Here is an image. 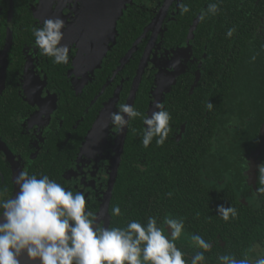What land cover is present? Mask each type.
<instances>
[{
    "label": "flooded vegetation",
    "instance_id": "af4514ba",
    "mask_svg": "<svg viewBox=\"0 0 264 264\" xmlns=\"http://www.w3.org/2000/svg\"><path fill=\"white\" fill-rule=\"evenodd\" d=\"M181 2L189 12H181ZM213 3L219 8L215 15L208 12ZM57 17L65 25L61 44L69 48L67 64H56L44 55L32 31ZM229 29H235L231 37ZM240 37L241 45L246 42L248 59L241 62L250 73L248 82L256 79L253 85L262 95L245 98L257 117L264 112V0H0L2 198L16 194L15 177L22 170L37 178L47 175L65 189L83 193L86 210L100 217L97 223L112 227L111 206L128 137L132 132L138 136L140 124L138 117L129 122L121 147L122 132L112 125L110 114L125 103L141 113L145 108L150 116L157 110L155 102L165 110L167 100L172 103L182 93L198 95L188 104L202 103L200 89L208 84L207 72L214 71L216 89L234 59L242 57ZM139 71L141 81L135 90ZM183 107L175 121L187 103ZM253 117L241 119L235 112L218 129L208 162L220 170L215 174L220 179L212 177L209 182L227 184L242 165L248 196L241 199L258 207L262 197L258 185L264 184L258 179V165L264 163V122L258 127L256 145L235 141L252 135ZM171 128L172 138L181 143L189 121L172 123ZM130 165L141 172L147 169L141 158ZM164 229L167 235L170 229L166 225Z\"/></svg>",
    "mask_w": 264,
    "mask_h": 264
},
{
    "label": "trees",
    "instance_id": "16d2710c",
    "mask_svg": "<svg viewBox=\"0 0 264 264\" xmlns=\"http://www.w3.org/2000/svg\"><path fill=\"white\" fill-rule=\"evenodd\" d=\"M198 11L199 8L196 9L197 13ZM241 33L245 34L244 31ZM242 40L243 37H240L237 42L243 50V55L235 56L233 68L217 80L218 88L215 89L214 85V71L207 72L208 84L200 89L203 90L202 94L204 93L202 103L196 101L195 105L188 104V101L197 99L198 95L188 96L186 93H182L181 97L177 95L172 103L167 100L165 110L171 116L170 132L162 146H158L155 139L147 148L143 146L141 141L144 128L140 117L138 136L132 132L128 137L125 161L111 206V209L119 206L121 215H112V227H125L132 220L146 225L149 217H155L158 226L164 223L165 218L182 220L184 229L174 243L185 254L186 264H191L192 256L197 251H202L194 245L191 239L193 235H200L211 245L210 250L204 252L206 259L203 264H221L218 257L226 254L233 255L238 260L245 257L254 260L258 256L257 247L264 248V184L258 185L262 196L261 206L252 207L241 199L248 196L247 187L242 184V165H237L232 172L233 179L227 184L209 182L212 177H215L216 181L220 179L215 176L220 170L215 168L214 163L208 162V154L212 150L218 129L224 127L235 112L241 119L253 117L254 108L246 105L245 98H262L259 90L253 85L256 79L249 83L250 73L242 66L241 61L247 58L246 42L243 41L241 45ZM254 44L260 45L256 40ZM257 46L255 48L261 50ZM262 61L264 62V59ZM259 62L262 64L261 60ZM246 80L247 82H244ZM236 82L238 85L234 87ZM209 83L214 84L211 86ZM242 83L245 85L241 86ZM181 101L185 105L187 103L188 107L183 116L177 117L175 121V117L185 109H182ZM209 102L213 105L211 110L206 106ZM176 103L178 111H175ZM144 109L142 108L143 114ZM253 118L250 121V125H254L252 135H240L235 139L236 145L257 144L258 127L264 122V112L260 111V115ZM183 120L189 121L187 136L181 143H177L172 138L171 124L178 126ZM140 158L147 166L144 172L130 165ZM203 177L207 178L206 181H203ZM218 205L235 208L236 217L230 216L228 221L223 220L217 213Z\"/></svg>",
    "mask_w": 264,
    "mask_h": 264
},
{
    "label": "clouds",
    "instance_id": "9594fccd",
    "mask_svg": "<svg viewBox=\"0 0 264 264\" xmlns=\"http://www.w3.org/2000/svg\"><path fill=\"white\" fill-rule=\"evenodd\" d=\"M182 13L190 9L180 3ZM218 5L213 3L208 12L215 15ZM64 21L59 17L46 19L42 27H34L35 45L56 64L69 62V48L62 45ZM235 29H229L231 37ZM209 110L213 105L209 102ZM151 115L137 111L125 103L118 105V111L110 114L112 125L120 132L137 117L146 126L142 144L147 148L152 141L162 146L170 132V113L164 105L155 102ZM258 179L264 183V163L258 165ZM18 191L8 199L0 193V264H20L25 255L35 264H186L185 254L174 243L184 229L182 220L165 218L157 225L155 217H149L146 225L136 220L125 227H101L98 215L86 210L85 196L81 192L65 189L47 175L37 178L22 170L15 177ZM114 216L121 215L119 206L111 209ZM217 213L223 220L235 218L236 209L218 205ZM170 231L165 235L164 227ZM197 251L191 264H203L204 252L211 245L200 235H193ZM221 264H264V256L250 259H236L226 254L218 257Z\"/></svg>",
    "mask_w": 264,
    "mask_h": 264
},
{
    "label": "water",
    "instance_id": "95a60500",
    "mask_svg": "<svg viewBox=\"0 0 264 264\" xmlns=\"http://www.w3.org/2000/svg\"><path fill=\"white\" fill-rule=\"evenodd\" d=\"M115 25H116V20H115L114 26H115ZM115 27H116V26H115ZM142 70H143V68H142ZM141 76H142V73L139 71V73L137 74V77H136V79H135V87H136L135 90H136V89L138 88V86H139V83H140V81H141ZM135 90H133V93L135 92ZM126 129H127V128H125V129L123 130V132L121 133V137H120L121 147H122V144H123L124 139H125ZM261 141L264 142V137H262V140H261ZM114 179H115V177H114ZM113 181H114V180H113ZM112 185H113V184H112ZM107 210H108V206H107ZM19 259H20V264H32V262L28 260L26 254L23 255V256H21ZM35 264H39V261L37 260V261L35 262Z\"/></svg>",
    "mask_w": 264,
    "mask_h": 264
},
{
    "label": "rangeland",
    "instance_id": "374dc122",
    "mask_svg": "<svg viewBox=\"0 0 264 264\" xmlns=\"http://www.w3.org/2000/svg\"><path fill=\"white\" fill-rule=\"evenodd\" d=\"M236 124H239V122H235ZM233 132V131H232ZM228 140H231V138H228ZM258 256H264V248L257 247ZM257 256V257H258Z\"/></svg>",
    "mask_w": 264,
    "mask_h": 264
}]
</instances>
